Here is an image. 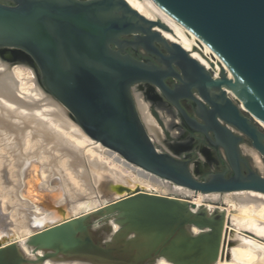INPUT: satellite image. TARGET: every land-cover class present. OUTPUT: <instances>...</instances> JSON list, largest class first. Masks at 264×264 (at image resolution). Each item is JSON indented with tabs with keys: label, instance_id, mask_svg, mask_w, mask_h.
<instances>
[{
	"label": "water",
	"instance_id": "1",
	"mask_svg": "<svg viewBox=\"0 0 264 264\" xmlns=\"http://www.w3.org/2000/svg\"><path fill=\"white\" fill-rule=\"evenodd\" d=\"M141 1L191 41L213 69L154 29L171 30L166 23L148 19L126 0H0V50L23 53L85 132L130 162L203 193H264V125L250 112L264 118V0ZM139 46L160 55L164 65L126 50ZM171 76L181 81L174 88L166 82ZM141 84L156 87L176 106L189 131L224 149L231 176L200 178L197 162L180 157L167 140L182 134L173 125L182 120L159 104V114L153 111V101L137 90ZM183 98L198 104L203 123L186 112ZM242 135L250 143L241 145ZM200 156L207 160L204 150ZM208 204L129 191L36 230L23 243L7 241L0 245V264H215L225 248L227 210ZM46 207L66 214L65 208Z\"/></svg>",
	"mask_w": 264,
	"mask_h": 264
},
{
	"label": "bare ground",
	"instance_id": "2",
	"mask_svg": "<svg viewBox=\"0 0 264 264\" xmlns=\"http://www.w3.org/2000/svg\"><path fill=\"white\" fill-rule=\"evenodd\" d=\"M126 1L148 19L166 23L171 30L157 25L154 29L213 69L191 41L141 0ZM250 112L264 125L263 117ZM118 184L139 185L137 190L166 195L192 193L190 198L198 205L223 195L227 232L224 251L215 264H264L263 192L203 193L130 162L85 132L69 109L46 89L36 66L23 53L0 50V245L12 240L23 243L36 230L124 195L116 192ZM47 203L52 207L63 204L67 214L49 210ZM45 264L83 263L47 260ZM159 264L173 263L162 259Z\"/></svg>",
	"mask_w": 264,
	"mask_h": 264
},
{
	"label": "flooded vegetation",
	"instance_id": "3",
	"mask_svg": "<svg viewBox=\"0 0 264 264\" xmlns=\"http://www.w3.org/2000/svg\"><path fill=\"white\" fill-rule=\"evenodd\" d=\"M125 38L131 40L133 39V36H126ZM156 46L164 56L169 55V51L164 46V44L156 42ZM126 50L139 59H149L160 66L164 65L160 55L150 52L143 46H139L137 48L128 47L126 48ZM173 66L178 74L182 75V70L175 64H173ZM166 82L170 87L174 88L176 85L180 84L181 81L176 76H171L166 79ZM137 90L141 91L144 94L145 98L153 101V111H156L158 113L157 107L159 104L163 106L166 111L175 114L182 120L181 122L178 121V123L173 124L182 128V134L173 138H167V140L170 141L169 143L173 144V147H175V150L177 151L176 153L180 157L189 159L192 158V162H197V173L200 175V178L208 175L209 173L218 172H226L227 176L232 175V169L229 165L224 149L222 147H213L212 145H210L206 135H204L203 133L189 131L179 110L164 96H162L161 93L157 91L156 87L150 84H141L137 86ZM193 94L196 98L199 99V95L196 90H193ZM180 102L182 107L191 117H194L199 122L203 123V121L197 115V109L199 108V106L192 98H183L180 100ZM209 135L211 138H213L212 133H209ZM242 137L243 140L241 145L245 141H248L250 143V140L246 136L242 135ZM202 150L205 151L207 160L201 158L200 152ZM244 171H246L245 167ZM184 194L187 195V193Z\"/></svg>",
	"mask_w": 264,
	"mask_h": 264
},
{
	"label": "rangeland",
	"instance_id": "4",
	"mask_svg": "<svg viewBox=\"0 0 264 264\" xmlns=\"http://www.w3.org/2000/svg\"><path fill=\"white\" fill-rule=\"evenodd\" d=\"M6 58H9V57H6ZM9 59L11 61H13L11 58H9ZM15 62H16V60H15ZM123 187L128 188L129 191H135V190L139 189L140 186L139 185H126V184L124 185V184H118L117 187H116L117 188L116 189V192H120V194H118V195L125 194V193L129 192L127 190L126 191L125 190L122 191V188ZM150 191H155V190H150ZM184 193H186V192L177 193L175 191H172V192H169L167 194L181 196V197L188 198V199H191L190 197H194V195L192 193H187V195L184 194ZM205 202H208V203H211V204H221V205H223V206L226 207V204H225V200H224V196L223 195L221 197H215V198H212V199H208ZM56 207L65 208V206L63 204H57ZM56 207H52V208H56ZM66 214H67V210H66ZM63 216H65V215H63ZM260 220H262V219H260ZM262 221H264V220H262Z\"/></svg>",
	"mask_w": 264,
	"mask_h": 264
}]
</instances>
